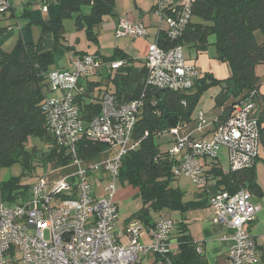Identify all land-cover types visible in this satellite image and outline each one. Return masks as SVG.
<instances>
[{
    "label": "built area",
    "instance_id": "1",
    "mask_svg": "<svg viewBox=\"0 0 264 264\" xmlns=\"http://www.w3.org/2000/svg\"><path fill=\"white\" fill-rule=\"evenodd\" d=\"M191 1L157 0L154 11L166 25L169 42L176 40L187 25ZM8 5L9 0H0L1 11ZM118 30L133 38L147 36L145 27L132 21L119 22ZM144 63L146 89L186 91L201 78L200 71L185 60L182 46L162 48L157 37L149 46ZM100 64L97 57L85 54L74 58L67 69L48 74L50 90L59 95L47 98L43 104L46 125L55 145L70 156L76 169L53 185L37 179L13 205L0 203V264H138L141 255H154L157 263L162 264L169 263L178 248L179 243L172 239L176 222L169 218L148 226L133 221L121 230L116 229L114 183L121 157L137 146L131 142V133L142 101L136 98L119 104L110 92H104L99 99V113L85 121L74 95L79 81ZM108 64L114 71L125 62ZM254 98L252 92L238 104L223 124L213 128L210 140L180 136L178 129H172L168 135L173 137L174 146L169 154L177 159L172 175L187 177L198 187H204L208 181L204 160L215 161L220 147L227 149L231 170L254 165L260 133ZM196 119L201 124L204 115L199 112ZM82 139L98 140L106 145V150L117 146L119 154L102 162L82 159L77 152ZM99 169L110 181L106 186L99 184L100 196L89 181V175ZM252 198L249 190L240 189L233 194L220 190L209 199L213 224L230 231L232 245L227 264L256 263L257 242L245 229L260 210ZM143 234L150 239L147 245L139 242ZM196 252L202 253L199 247Z\"/></svg>",
    "mask_w": 264,
    "mask_h": 264
},
{
    "label": "trees",
    "instance_id": "2",
    "mask_svg": "<svg viewBox=\"0 0 264 264\" xmlns=\"http://www.w3.org/2000/svg\"><path fill=\"white\" fill-rule=\"evenodd\" d=\"M56 2L59 16L55 20L39 23L40 37L36 42L26 43L21 40L6 52L0 45V165H9L23 154L24 144L31 135L38 136L49 144L47 160L56 168L71 162L69 155L55 145L46 125L43 104L51 93L48 74L59 47L64 45L63 21L74 13V24L78 29L85 27L89 40L96 41L94 28L103 16L114 15L115 0H29L26 5ZM87 5L90 11L81 12ZM155 5L153 6V9ZM191 16L181 35L169 42L165 30L159 31L157 43L160 47L188 46L191 48H214V58L227 64L230 75L223 80L200 78L186 91L167 89H146L145 63L140 68L136 79V88L128 94L125 86L130 73L129 60L119 51L104 63L124 61L125 64L109 79L113 84L111 94L120 103L140 98L142 107L137 115L131 142L137 144L120 159L118 178L121 182L138 189L142 207L129 220H138L151 225L150 212L163 218L173 212H182V191L172 187L176 180L171 169L177 159L169 151L160 149L157 139L169 134L172 129H179L193 120V111L209 87H216L213 108L218 111L214 127L223 124L233 113L238 104L258 91L260 77L255 67L264 64V0H192ZM16 19L9 2L6 9L0 10V36L13 28ZM259 32L257 37L256 33ZM85 54L79 53V56ZM78 56V57H79ZM91 91L74 95V102L85 121L99 113V95ZM255 99V98H254ZM259 142L264 147V128L260 127ZM106 145L98 140L82 139L78 144V156L92 161L106 150ZM25 163L28 162L24 155ZM208 180H213L218 190L231 194L240 189H247L256 196H261V189L256 182L254 165L236 170H222L213 161L207 171ZM19 181L12 179L0 184L2 201L13 200V189ZM27 186L25 192H28ZM169 218V217H168ZM179 243V253L171 258L173 264H188L199 260L196 246L189 241L186 226L177 225L174 231Z\"/></svg>",
    "mask_w": 264,
    "mask_h": 264
},
{
    "label": "rangeland",
    "instance_id": "3",
    "mask_svg": "<svg viewBox=\"0 0 264 264\" xmlns=\"http://www.w3.org/2000/svg\"><path fill=\"white\" fill-rule=\"evenodd\" d=\"M157 0H115V10L113 16H103L102 21L94 28V33L97 36L96 41L89 40L87 37L85 27L78 29L74 24V18L77 13H74L71 18L65 19L63 21L64 27V45L69 46V49H64L63 47H59V50L55 54L54 62L51 64L50 69H59L63 66L70 67L71 59L74 58L77 53H86L89 55H94L101 62L98 69L105 70V65L102 62V58H110L114 56L118 52V48L122 49L124 52H121L126 59H131L133 63V67L130 68V73L128 76L127 82L128 87L131 86V83L134 81L135 70L137 69L139 61L146 59L147 54L149 52V46L155 43V39L152 37L153 28L150 26L155 25V23L151 22V16H154L156 20H159V15L154 11H151V7ZM57 5V3H47V6ZM90 11V7L84 5L81 7V12L83 14H87ZM20 11L18 9L17 14ZM135 21H132V19ZM121 21H132L136 24H141L145 27L148 36L140 38H133L132 36H124L120 34L118 30V23ZM142 22V23H141ZM5 22L0 23V25H4ZM157 27V25H155ZM12 31V30H11ZM257 37L261 39V34L259 32L256 33ZM12 40L4 43L2 49L6 52H9L13 46L16 44L15 42L19 41V33L14 30L12 34ZM183 53L185 55L190 54L193 56L191 52L194 49H190L188 46H183ZM214 54V48L212 46L208 47V56L212 57ZM193 58V57H191ZM219 62V61H218ZM189 63V62H187ZM225 64V63H221ZM190 64V63H189ZM227 66V64H225ZM228 67V66H227ZM256 71L259 74H262V69L264 68V64H259L256 67ZM230 72V71H229ZM206 73L200 72L201 78L206 77L208 81L213 79L214 77H208L205 75ZM219 76V75H213ZM218 91L216 87L207 88L203 94L201 95L194 111L193 116L197 117L198 113H202L204 115V119L206 120V124L209 126L212 125L211 121L214 116L217 115V110L213 108L214 106V95ZM55 93H58L57 91ZM183 133V132H182ZM199 135V134H198ZM170 136L163 135L157 139V143L161 150H172L171 148L174 146V142L167 143L165 140H168ZM212 138V135H211ZM210 138V139H211ZM119 147L113 146L109 150H104L93 159L95 162H102L112 160L119 154ZM23 154L17 157V160L13 161L9 165H0V184L8 182L12 179L18 180V186L13 190V196H19L23 192H25V188L35 182L37 179H44L46 182L53 185L54 183L61 180L64 176L72 174L76 169V164L71 162L65 166L54 167L46 158L49 155V144H47L44 140L40 139L38 136L31 135L27 138V141L24 144ZM28 155V162L25 163L24 155ZM216 160H219L220 166L223 170H227L230 168L229 157L227 153V149L225 147H220ZM257 166L255 169L256 174V182L257 185L262 190V201L264 200V147L262 145L259 146V158L257 162ZM100 179H103L100 181ZM187 178H179L171 182L172 187H177V184L181 182V184L185 183L187 186L194 185L196 188L197 185L192 183V181L186 180ZM89 181L94 189L99 188V184L102 186H106L109 184V179H105V175L102 173V170L94 171L89 175ZM190 181V182H189ZM115 195L114 202L118 205L119 215L116 223L117 230L123 229L125 220L129 218L131 215L135 214L142 207V201L138 196V189L128 185L126 183L121 182L119 178L115 180ZM255 199V198H253ZM20 199L15 197L13 200L5 201L6 204H15V202ZM259 200V199H258ZM0 203L1 201V192H0ZM150 217L153 220L157 218L156 213L150 212ZM170 218L177 220L179 215L174 212L171 213ZM253 236L259 240V245L261 246L264 243V207L261 212L256 215V222L251 229ZM264 255V249L260 251L259 263L264 264V260L262 259Z\"/></svg>",
    "mask_w": 264,
    "mask_h": 264
},
{
    "label": "crops",
    "instance_id": "4",
    "mask_svg": "<svg viewBox=\"0 0 264 264\" xmlns=\"http://www.w3.org/2000/svg\"><path fill=\"white\" fill-rule=\"evenodd\" d=\"M28 1L29 0H9L10 4L13 7V13L16 16V19L13 22L15 25L13 26V28H11L10 30H8L7 32H5L0 36V45H3L4 43H7L12 40L13 38L12 34L14 30H16L19 33V37H20L19 40L26 43L36 42L40 37L39 23L44 20H55L59 16V6L57 5L53 4L47 6V3H36V2H33L30 5H26ZM155 4L156 3L152 5L151 11H153V6ZM18 9L20 11L19 14H17ZM132 21H135V19L133 18ZM151 22L157 25V27L155 25L150 26L153 28L151 35L153 39H155L159 31H164L166 29V25L164 24V22L161 21V19L156 20L154 16H151ZM146 37H144L143 39H145ZM189 48L194 49L191 51L193 53V56H190V54L185 55L183 53L184 58L187 62L195 66L200 72L206 73L205 75H208V77L212 75L211 77H214L213 79L215 80H223L229 77L230 75L229 68L225 64L219 65L220 63L214 58L215 52L212 57H209L208 47H197V48L189 47ZM118 51L120 53L124 52L122 49L119 48ZM82 54H86V53L82 52ZM78 56L79 53H77L73 57L77 58ZM74 58H72L71 60H73ZM104 59L105 57L102 58V62H104ZM144 60L139 61L137 69L135 70L136 72L133 78L134 81L131 83V86L128 87V85H130L129 81H128L129 84L125 86V90L128 94H132L136 88L135 79L140 68L143 67L144 65ZM103 64L105 65L106 71L97 68L91 75L82 78L77 84L78 91L75 93L81 94L84 93L85 91H91L90 93L93 96L99 95L100 97L104 92H110V93L113 92V84L112 81L109 79V75L113 77L114 71L110 70L108 63H103ZM129 67L130 68L133 67V63L131 59H129ZM67 68H68L67 66H63L59 69H52L51 71L63 70ZM262 71H263L262 74H259L255 68L256 74L261 79H260L258 91L255 94L254 102L256 106L255 108L257 111L260 127L264 128V68L262 69ZM216 74L219 76H213ZM58 95L59 93H55L51 91L49 97H54ZM216 117L217 115L213 117L211 121L212 125L209 126L208 124H206L205 119L204 122L200 124L199 121L196 119V116L194 115L193 120L191 122L185 124L184 126L178 129V133L180 136L190 135L196 139L210 140L214 128L213 122L216 119ZM173 140H174L173 137L170 136L169 139L165 141L167 143L173 144ZM260 145L261 142H259L258 144V157L254 163V170L258 165L257 162L259 158ZM167 151H170V149H168ZM214 162L217 164V166H219L223 170V168L220 166L219 160H215ZM210 163L211 162L204 160V166L206 171L210 169ZM224 171H228V169ZM176 178L179 179V178H187V177L182 176ZM186 180L189 179L187 178ZM98 187L99 188L96 189L93 188V189L95 190L96 195L100 196L101 189L100 186ZM176 188L181 190L183 193L182 206L184 210L182 212H177L179 215L177 220L170 218L169 217L170 215L168 217L169 219H172L173 221L176 222V227L178 224L183 223V225L186 226V233L189 236V241L194 246H196V248L199 247L202 251V253L200 254L198 253L200 257L198 261L191 262L188 264H227L229 247L232 245L230 231L225 227L216 226L213 224L212 222L213 211L209 205L210 197L219 191L218 188L216 187L215 182L209 178V180L207 181L204 187L197 186L196 188L194 187V185L187 186L185 183L181 184V182H179ZM252 195L253 198H255V199L252 198V202L260 206V210L256 213L257 215L259 212H261L262 208L264 207V200L262 201V190H261V196H256L254 194ZM15 197L18 198V196H13V198ZM1 201H2V197H1ZM118 215H119V208H118ZM156 215L157 218L155 220L152 221L151 219V224L163 218L158 214ZM256 215L254 217V220L245 226V229L257 242V257L255 264H260L258 261H259L260 251L264 249V243L260 246L259 240H257V238L253 236L251 232V229L256 222ZM129 218L125 220L124 226L130 222L138 221V220H129ZM172 239L174 241H177L174 232L172 234ZM139 242L143 245H147L150 242V239L146 234H143L139 238ZM178 253H179V248L175 250L173 257L178 255ZM262 259L264 260V255ZM157 262H158V258L155 257L154 255H147V256L141 255L138 260V264H158ZM162 264H173V263L170 259L169 263L163 261Z\"/></svg>",
    "mask_w": 264,
    "mask_h": 264
}]
</instances>
